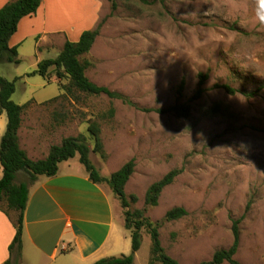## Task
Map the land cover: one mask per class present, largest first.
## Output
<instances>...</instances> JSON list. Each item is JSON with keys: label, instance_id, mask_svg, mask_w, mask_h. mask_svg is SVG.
Returning <instances> with one entry per match:
<instances>
[{"label": "rangeland", "instance_id": "374dc122", "mask_svg": "<svg viewBox=\"0 0 264 264\" xmlns=\"http://www.w3.org/2000/svg\"><path fill=\"white\" fill-rule=\"evenodd\" d=\"M148 1H118L113 11L110 1L96 0V27L103 25L86 56L92 63L86 74L97 85L127 96L128 103L106 95L73 97L59 86L68 80L54 77L47 83L40 75L28 76L40 61L58 57L63 36H49L41 48L36 38H29L19 49L20 64L0 63V76L10 81L20 77L12 99L26 107L22 143L32 157L41 158L64 138L84 137L91 161L105 177L135 159L126 193L136 195L138 202L130 209H147L145 216L160 223L162 245L180 264L211 261L216 251L230 248L237 219L236 259L264 264V0ZM200 74L208 75L206 92L192 100ZM224 84L240 92L229 94L218 86ZM177 102L191 104L189 118L153 110ZM216 104L224 112L212 114ZM111 109L112 118L107 116ZM4 121L8 123L6 114ZM92 122L101 128L106 159L93 151ZM33 127L37 138L29 131ZM78 161L79 155L72 163ZM174 169L181 173L164 189L158 206L146 207L148 188ZM26 181L27 175L19 173L17 182ZM116 199L122 244L126 239L131 243ZM177 207L185 208L187 216L165 221ZM142 234L133 264H148L151 257L150 234L146 229ZM120 250L113 256L129 255L132 247Z\"/></svg>", "mask_w": 264, "mask_h": 264}, {"label": "trees", "instance_id": "16d2710c", "mask_svg": "<svg viewBox=\"0 0 264 264\" xmlns=\"http://www.w3.org/2000/svg\"><path fill=\"white\" fill-rule=\"evenodd\" d=\"M111 2L112 10L118 8V1ZM125 1V0H123ZM148 4L150 1L141 0ZM43 0H8L6 5L0 9V63L20 64L18 47H11L10 40L18 31L20 21L35 15L41 7ZM152 3L165 2V0H153ZM103 22L96 28L86 30L82 33L77 42L67 40L61 53L55 59H46L38 63L37 69L28 76L40 75L47 83L54 82V77L59 81L68 80V84L59 82V86L67 95L76 97V94L89 96L106 95L112 99H120L129 102L127 96L122 93L110 90L108 87L99 86L87 76L86 71L91 66V62L86 56L91 52L97 37L100 35ZM207 74H200V81L197 91L192 100L200 99L206 92L205 83ZM16 78L10 81L0 76V118L6 113L8 123L0 146V166L3 168V176L0 178V209L8 215L16 228V234L11 243L10 259L5 264H18V259L22 254L24 215L29 202L30 187L35 184L40 177H54L59 173L60 164L69 161L79 155L80 163L86 168L90 181L95 184L104 185L106 183L113 191L116 198L124 209L125 228L130 232L132 239V251L129 255L110 256L102 258L93 264H133L136 253L142 246V231L144 229L150 234L151 257L148 264H180L179 261L171 257L162 245L160 238V223L152 222L145 216L146 210L130 209L132 204L138 202L136 195L128 196L126 186L130 178L135 173V159L128 161L119 170L109 177L101 175L90 159L91 148L84 137H67L59 145L51 146L46 158L33 160L28 152L21 147L19 130L23 122V112L25 106L19 105L12 99L16 91ZM219 87L224 88L229 94H236L239 90L224 84ZM185 89V79H182L178 94L183 95ZM247 97L254 96L252 92H244ZM159 113H174L179 118H189L192 106L189 103L177 102L167 109H153ZM224 112L220 104H216L212 114ZM114 109H111L107 116L113 117ZM91 140L94 144L93 151L107 158V153L101 137V128L98 123L92 122L88 127ZM26 174L28 181L17 182L18 174ZM181 173L180 169H174L166 174L161 180L153 183L146 192V207L158 206L159 199L166 187L171 185ZM251 206V205H249ZM188 212L183 207L173 208L168 211L165 221H175L187 216ZM240 223L241 219L233 221L232 232L234 236L233 244L228 249H221L214 253L211 261H204L201 264H243L236 259L240 247Z\"/></svg>", "mask_w": 264, "mask_h": 264}, {"label": "crops", "instance_id": "0c3cea01", "mask_svg": "<svg viewBox=\"0 0 264 264\" xmlns=\"http://www.w3.org/2000/svg\"><path fill=\"white\" fill-rule=\"evenodd\" d=\"M67 1L71 3L43 0L35 15L20 21L10 46H17L19 50L27 39L36 38L37 48H41L49 36H63L65 42H77L84 31L96 28L99 19L96 0ZM7 2L0 0V9ZM4 114L0 118L1 139L7 127ZM23 128L22 122L19 130L21 147L33 160L46 158L48 151L41 158L32 157V151L22 143ZM29 131L37 138L35 127ZM73 159L61 163L56 176L40 177L31 185L18 264H92L116 255L122 245L125 249L132 247V242L127 239L122 244L124 233L116 224L119 203L116 196L112 199V190L90 181L80 160L72 163ZM65 164L68 169H64ZM74 166L79 169L71 170ZM2 176L0 166V178ZM121 224L125 226L123 219ZM15 234L12 219L0 209V264L10 259L9 247Z\"/></svg>", "mask_w": 264, "mask_h": 264}]
</instances>
